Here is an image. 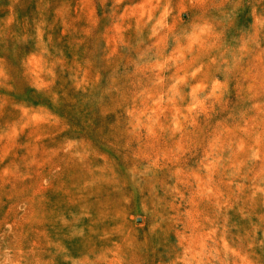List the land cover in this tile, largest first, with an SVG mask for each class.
I'll return each mask as SVG.
<instances>
[{"label": "rangeland", "instance_id": "1", "mask_svg": "<svg viewBox=\"0 0 264 264\" xmlns=\"http://www.w3.org/2000/svg\"><path fill=\"white\" fill-rule=\"evenodd\" d=\"M0 264H264V0H0Z\"/></svg>", "mask_w": 264, "mask_h": 264}]
</instances>
